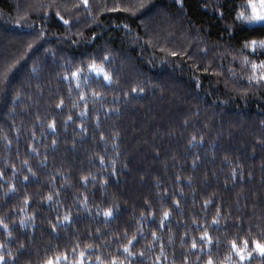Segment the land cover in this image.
<instances>
[{"label": "trees", "instance_id": "trees-1", "mask_svg": "<svg viewBox=\"0 0 264 264\" xmlns=\"http://www.w3.org/2000/svg\"><path fill=\"white\" fill-rule=\"evenodd\" d=\"M246 4L0 0L4 264H239L232 241L264 242V51L243 48L264 28L234 23Z\"/></svg>", "mask_w": 264, "mask_h": 264}, {"label": "snow or ice", "instance_id": "snow-or-ice-1", "mask_svg": "<svg viewBox=\"0 0 264 264\" xmlns=\"http://www.w3.org/2000/svg\"><path fill=\"white\" fill-rule=\"evenodd\" d=\"M178 4L182 2V0H176ZM82 4L84 5L85 8L88 7V0H82ZM143 7V4L140 5ZM111 11H116L118 10V7L110 9ZM218 14L223 18V11H221L219 8L216 9ZM59 16V13H57ZM61 20H63L64 24H68L67 20H64L63 17H60ZM234 23H239L241 25H258L261 28H264V0H247L246 6H244L241 10H237L235 12V19ZM127 28V25H125ZM244 49H251L253 53H256L257 50L264 51V39H251V40H246L243 44ZM173 56H176V52H172ZM105 60L108 59L107 56L104 57ZM245 61L247 62V57H245ZM257 67L260 69L264 70V60L260 61L259 65L256 64L255 61L252 62V68L255 70ZM88 69L91 73H94L97 78L103 77V80L111 84L112 82V77L111 75L105 70L104 67L98 66L95 62H92L88 65ZM81 70L77 69L76 71L71 73V76L74 79L78 78V74ZM64 79H68L67 76L64 77ZM261 80H264V75H261L260 77ZM77 87H79V83H77ZM133 92H136L137 89L134 87L131 89ZM140 91H143V88L140 89ZM96 95H99V93H95ZM127 95V94H125ZM83 98V97H81ZM59 106V105H58ZM71 119V117H69ZM51 128L54 130V125H50ZM196 140V137H192V143L193 141ZM101 163H103V160H101ZM29 171H31L29 169ZM27 179V177H25ZM48 199H51V196L48 197ZM104 215L106 217L111 215V210L105 211ZM164 217H168V213H164ZM65 220L68 219L67 216L64 217ZM3 222L0 221V224ZM23 223V222H22ZM213 223H216V221H213ZM5 228V231H7V225H3ZM208 236V233L205 231L204 235L201 237L202 240H204ZM135 239V237H133ZM132 241L129 240V244H131ZM252 248L249 250V242L247 240H244L242 242V246H238L236 241L231 242V250L235 254L236 257L239 258V264H244L245 261H248V264H251V258H253V253H257L260 257L264 258V242L258 241L256 239H253L251 241ZM192 247H196V243L193 242ZM124 251L128 253L129 256L132 255L131 251L129 250L128 247H125ZM10 255V253H9ZM81 256H83V253H81ZM59 257L56 258L55 264H59ZM67 259V257H65ZM228 261L231 262V264H238L237 261L233 260V257L230 255L228 258ZM0 264H4V257L0 255ZM46 264H54V261L52 259H49ZM115 264V262H113ZM208 264H212V260L209 259Z\"/></svg>", "mask_w": 264, "mask_h": 264}, {"label": "rangeland", "instance_id": "rangeland-1", "mask_svg": "<svg viewBox=\"0 0 264 264\" xmlns=\"http://www.w3.org/2000/svg\"><path fill=\"white\" fill-rule=\"evenodd\" d=\"M94 74V73H93ZM101 78H103L102 76H101Z\"/></svg>", "mask_w": 264, "mask_h": 264}]
</instances>
